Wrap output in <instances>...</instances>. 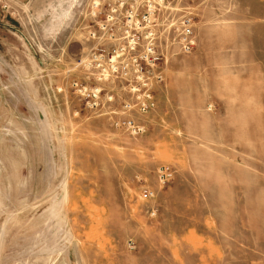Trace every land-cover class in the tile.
<instances>
[{
	"label": "rangeland",
	"instance_id": "rangeland-1",
	"mask_svg": "<svg viewBox=\"0 0 264 264\" xmlns=\"http://www.w3.org/2000/svg\"><path fill=\"white\" fill-rule=\"evenodd\" d=\"M0 264H264V0H0Z\"/></svg>",
	"mask_w": 264,
	"mask_h": 264
},
{
	"label": "built area",
	"instance_id": "built-area-1",
	"mask_svg": "<svg viewBox=\"0 0 264 264\" xmlns=\"http://www.w3.org/2000/svg\"><path fill=\"white\" fill-rule=\"evenodd\" d=\"M105 24H106V19H105ZM182 33H183L184 36H189L190 35L189 28L184 27ZM90 36L92 38H94L95 37V33L94 32L90 33ZM183 41H184L183 49L186 52H188L191 49V46L193 45V42H192V40H187V38H185ZM151 107H153V103H152V100H151L149 94H147L144 102L141 103V105H140V111L141 112H147ZM126 109L127 110H131L132 106L127 105ZM124 125H125L126 129L132 134H137V133L142 131V128H140L139 126L135 125L132 121H127ZM171 177H172V172H171L169 167L165 166V167L159 168V170L157 172V178H158V181L162 185H165L171 179ZM152 197H153V193L151 191H144L141 194V198L144 201L149 200Z\"/></svg>",
	"mask_w": 264,
	"mask_h": 264
}]
</instances>
